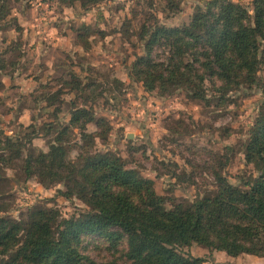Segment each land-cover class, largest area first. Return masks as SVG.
Instances as JSON below:
<instances>
[{
  "label": "rangeland",
  "instance_id": "rangeland-1",
  "mask_svg": "<svg viewBox=\"0 0 264 264\" xmlns=\"http://www.w3.org/2000/svg\"><path fill=\"white\" fill-rule=\"evenodd\" d=\"M233 1L253 12L254 0ZM203 2L174 0L171 7L168 0H0V147L10 138L23 152L15 158L0 149V217L27 219L38 206L58 210L60 220L90 211L78 196L59 193L64 183L45 185L24 170V158L57 144L56 132L79 108L111 126L106 137L91 142L93 152L115 153L124 169L152 180L159 195L176 203L214 196L219 176L245 190L262 174L249 161L247 146L264 110L263 69L258 83L234 91L207 83L204 101L185 88L149 91L132 74L146 54L143 30L187 25ZM155 53L163 59L168 50L156 47ZM86 131L101 132L96 121ZM71 132L68 157L78 168L84 143L79 129ZM83 245L96 261L123 262V242L119 251L98 236L86 237ZM180 251L202 264H264V256H230L196 243Z\"/></svg>",
  "mask_w": 264,
  "mask_h": 264
},
{
  "label": "trees",
  "instance_id": "trees-1",
  "mask_svg": "<svg viewBox=\"0 0 264 264\" xmlns=\"http://www.w3.org/2000/svg\"><path fill=\"white\" fill-rule=\"evenodd\" d=\"M168 1L170 6L174 3ZM145 35L146 54L137 58L132 74L149 91L165 94L185 88L194 99L204 101L207 83L218 91H234L258 83L264 70V0H254L253 12L233 0H204L189 24L156 25L143 30ZM156 47L168 54L160 58ZM93 121L101 132L86 131ZM72 128L81 131L84 143L78 168L69 160L66 146ZM110 128L89 110L76 109L70 125L56 132L57 144L48 152L31 151L24 158L29 177L37 176L45 185L64 183L66 190L59 193L66 198L78 196L90 211L80 218L60 220L58 210L38 206L27 219L0 217V264H120L94 260L83 245L88 236L101 237L117 251L123 242L122 264H202V258L180 251L193 243L230 256H264V110L247 146L249 161L262 174L246 182L245 190L219 176L214 196L207 194L189 204L159 195L152 180L124 169L115 153L93 152L91 142L106 137ZM11 140L1 143V151L21 157V148ZM2 159L7 161L6 156Z\"/></svg>",
  "mask_w": 264,
  "mask_h": 264
}]
</instances>
